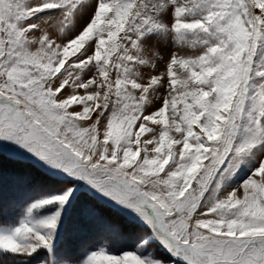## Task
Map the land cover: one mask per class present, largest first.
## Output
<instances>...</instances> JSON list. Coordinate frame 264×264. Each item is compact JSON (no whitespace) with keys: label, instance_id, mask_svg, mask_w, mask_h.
<instances>
[{"label":"snow or ice","instance_id":"1","mask_svg":"<svg viewBox=\"0 0 264 264\" xmlns=\"http://www.w3.org/2000/svg\"><path fill=\"white\" fill-rule=\"evenodd\" d=\"M9 164L0 262L264 264V0H0Z\"/></svg>","mask_w":264,"mask_h":264},{"label":"rangeland","instance_id":"2","mask_svg":"<svg viewBox=\"0 0 264 264\" xmlns=\"http://www.w3.org/2000/svg\"><path fill=\"white\" fill-rule=\"evenodd\" d=\"M163 70V65L160 66L157 71ZM13 166L8 165L2 174H0V219L7 220L11 218L12 213L16 210L13 207L14 200L23 199L25 193L22 189H13L9 182V173L11 172ZM32 175H36L32 173ZM43 187V186H42ZM89 239H93V237H89ZM73 254L78 255L76 249H73ZM7 258H5L4 262H0V264H6Z\"/></svg>","mask_w":264,"mask_h":264}]
</instances>
